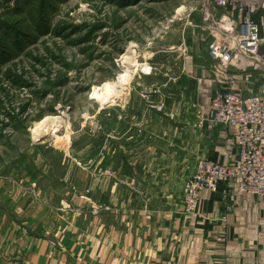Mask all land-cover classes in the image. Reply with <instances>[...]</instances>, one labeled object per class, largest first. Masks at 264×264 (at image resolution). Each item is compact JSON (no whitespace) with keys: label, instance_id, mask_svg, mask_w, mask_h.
I'll return each mask as SVG.
<instances>
[{"label":"crops","instance_id":"obj_1","mask_svg":"<svg viewBox=\"0 0 264 264\" xmlns=\"http://www.w3.org/2000/svg\"><path fill=\"white\" fill-rule=\"evenodd\" d=\"M252 18L264 42V10ZM191 29L177 45L184 104L121 106L113 169L104 156L84 169L66 154L50 173L21 174L32 187L0 188V264H264V197L243 195L232 181L203 194L204 216L190 224L183 216L198 161L237 159L236 130L209 120L215 92L264 95V67L223 70L208 56L206 34ZM102 206L111 211H93Z\"/></svg>","mask_w":264,"mask_h":264},{"label":"rangeland","instance_id":"obj_2","mask_svg":"<svg viewBox=\"0 0 264 264\" xmlns=\"http://www.w3.org/2000/svg\"><path fill=\"white\" fill-rule=\"evenodd\" d=\"M202 5L0 0V188L32 187L21 174L29 171L35 179L50 173L66 154L79 156L76 165L84 169L97 167L104 156L106 169H113L121 106L184 104L177 45ZM47 117L60 124L40 133L37 125ZM169 119L177 120L172 113Z\"/></svg>","mask_w":264,"mask_h":264},{"label":"built area","instance_id":"obj_3","mask_svg":"<svg viewBox=\"0 0 264 264\" xmlns=\"http://www.w3.org/2000/svg\"><path fill=\"white\" fill-rule=\"evenodd\" d=\"M255 10H264V0H203L200 22L189 27L206 34L208 56L223 70L247 73L264 67V42L252 18ZM209 120L236 130L237 159L234 165L198 161L182 199L189 222L204 216L199 213L203 194L217 193L221 184L234 181L241 194L264 197V95L216 91Z\"/></svg>","mask_w":264,"mask_h":264},{"label":"bare ground","instance_id":"obj_4","mask_svg":"<svg viewBox=\"0 0 264 264\" xmlns=\"http://www.w3.org/2000/svg\"><path fill=\"white\" fill-rule=\"evenodd\" d=\"M130 51L128 50L127 55H130ZM126 58H128V56H126ZM56 124V125H55ZM58 124H60V122L58 121L57 118H53V117H47L45 119H43L41 122L38 123L37 125V130L40 131V133L49 128H51L53 125H55V127H58ZM47 132V131H46Z\"/></svg>","mask_w":264,"mask_h":264},{"label":"trees","instance_id":"obj_5","mask_svg":"<svg viewBox=\"0 0 264 264\" xmlns=\"http://www.w3.org/2000/svg\"><path fill=\"white\" fill-rule=\"evenodd\" d=\"M24 1H25V2L27 1V2H28V1H32V0H24Z\"/></svg>","mask_w":264,"mask_h":264}]
</instances>
